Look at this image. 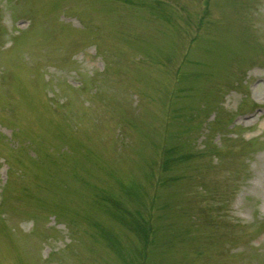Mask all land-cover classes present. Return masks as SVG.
I'll return each instance as SVG.
<instances>
[{
  "label": "rangeland",
  "instance_id": "1",
  "mask_svg": "<svg viewBox=\"0 0 264 264\" xmlns=\"http://www.w3.org/2000/svg\"><path fill=\"white\" fill-rule=\"evenodd\" d=\"M0 264H264V0H0Z\"/></svg>",
  "mask_w": 264,
  "mask_h": 264
}]
</instances>
